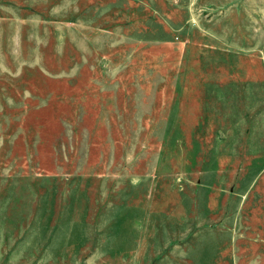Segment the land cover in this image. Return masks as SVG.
<instances>
[{
  "label": "rangeland",
  "instance_id": "rangeland-1",
  "mask_svg": "<svg viewBox=\"0 0 264 264\" xmlns=\"http://www.w3.org/2000/svg\"><path fill=\"white\" fill-rule=\"evenodd\" d=\"M0 264H264V0H0Z\"/></svg>",
  "mask_w": 264,
  "mask_h": 264
}]
</instances>
